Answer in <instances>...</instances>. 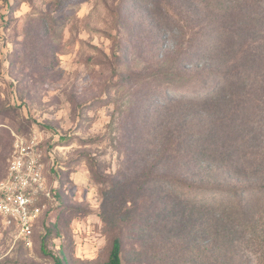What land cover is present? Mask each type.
Instances as JSON below:
<instances>
[{"label":"rangeland","instance_id":"rangeland-1","mask_svg":"<svg viewBox=\"0 0 264 264\" xmlns=\"http://www.w3.org/2000/svg\"><path fill=\"white\" fill-rule=\"evenodd\" d=\"M186 3L0 0V181L19 137L57 186L29 242L0 217V264H101L116 235L122 264H164L162 209L187 192L166 176L192 175L170 155L175 103L222 84Z\"/></svg>","mask_w":264,"mask_h":264},{"label":"trees","instance_id":"trees-1","mask_svg":"<svg viewBox=\"0 0 264 264\" xmlns=\"http://www.w3.org/2000/svg\"><path fill=\"white\" fill-rule=\"evenodd\" d=\"M185 1L188 10L199 6L192 13L199 24L195 36L208 62H218L222 84L212 92L180 95L175 103L186 128L172 132L170 155L183 153L192 175L166 176L187 192L162 209L171 228L154 243L156 258L164 264H264V0ZM45 176L55 195L57 186ZM122 246L114 236L101 264H122Z\"/></svg>","mask_w":264,"mask_h":264},{"label":"built area","instance_id":"built-area-1","mask_svg":"<svg viewBox=\"0 0 264 264\" xmlns=\"http://www.w3.org/2000/svg\"><path fill=\"white\" fill-rule=\"evenodd\" d=\"M25 143L16 137L7 159L0 181V217L6 226L15 228L19 238L29 242L34 223L50 199L51 191L41 155L34 147L37 142Z\"/></svg>","mask_w":264,"mask_h":264}]
</instances>
